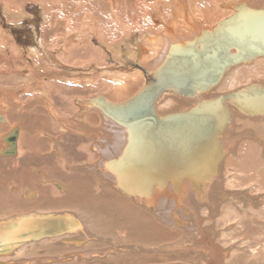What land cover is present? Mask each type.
Here are the masks:
<instances>
[{"label": "bare ground", "instance_id": "obj_1", "mask_svg": "<svg viewBox=\"0 0 264 264\" xmlns=\"http://www.w3.org/2000/svg\"><path fill=\"white\" fill-rule=\"evenodd\" d=\"M109 1L111 2V0H109ZM199 1L202 2L204 4V6H206L205 9H201V11H204V13L207 12V18L212 17L213 15L210 13V8L207 6L209 4L213 6L214 0H199ZM206 1L209 3L208 5H206V3H205ZM242 1H244L245 3H247L248 5H251V6H256V7L264 6V0H242ZM242 1L228 4V7L232 9L231 12H229L228 16H230L234 13V8H233V7H235L234 5H236V4L240 5V4L244 3ZM59 2L61 3L60 0H59ZM59 2H58V4H59ZM55 3H57V2H55ZM82 3H84V2H82ZM144 5H146V4H145V2L142 1L141 2V8ZM198 5L195 6L192 4V2L189 1V8H188L185 0H170L169 4L165 5L163 8L156 7L158 9L152 10V11L149 10V11H151V14L152 13L159 14L158 12H160V11L161 12L166 11L167 14H169L167 21H165V23L162 22L160 24V26L162 28L161 27L160 28H154L155 27L154 24H153L154 27H151V25H148V31L138 32V33H142V35H138L139 40L134 41V43L132 42V40L130 41V39H132L131 38L132 35L129 38L128 37L122 38V41L120 43L119 42H117V43L110 42L109 43L108 41H106L109 44L107 43L108 47L106 46L105 50H107V48H108V50L103 52V53H101V51H99V53L97 55L95 54L93 57H92V48H91L92 46L90 47L87 45L89 40L87 39V41H85V42H84V39L82 41L79 40L78 41L80 44L79 52L77 53L75 58H73V55L68 54L67 58L68 59L73 58L74 60L67 61V63H70L72 65H76L79 67L80 66L83 67V66H88V65L92 64V62H93L97 65L103 66V65L107 64V61L110 58L112 60H114L116 58L115 55L117 53L119 55L117 56L116 61L119 60L118 61L119 65H121L119 67L120 69L114 68V70H116V71H113L111 69L112 67L107 68L108 72L106 74L109 75V78H110L109 81L110 82L108 81L107 83H105V82L100 81V82H98V84L96 86H95L96 79L95 78H87L88 75H89V77H90V75H92V73H90V71L87 72L86 77L81 76L80 78H77V79H79V81L76 80V83H79V85H80L79 87L81 89L78 88V85L74 86V87H72V86L68 87V86H65L66 84L60 85V84H58L59 82L58 83L55 81L53 82V80H55L57 78L55 77V79H53L54 76H52L51 74H50V77H45L44 72L48 71L50 69V67L52 68L53 64L56 63L54 58H61L62 55H64V57H65V54H67V51L65 49H62V48L61 49L58 48V49H56V51L52 50L56 53V56L54 57L55 54L53 55L51 53L52 51L51 52L47 51L49 49V47H45V45H44L46 43L44 40L45 37L43 36L44 32L43 33L41 32L42 36H43V38H41V45L43 47L42 52H39L38 49L35 50V52H34L33 48L30 47V48H27V51H26L27 54L24 53V51L22 50V52L18 55V52H19L18 46L19 45H17L16 42L10 43L8 41L9 35H7L6 32L4 33L2 31H0V36H1L0 37V43H1L0 44V55H3L5 57L3 64L0 65V84L9 86V83H11L10 84L11 86L15 85L16 87H21L20 91L18 92L19 94L21 92V94L24 93L25 97L31 96V100L33 99L32 100L33 102L39 103L38 107L42 106V108H44L48 111L47 114L51 115V118H53L55 125L56 124L61 125L60 130H64V131L70 130L71 134L76 135L74 137L75 139L79 138V137H77V134H79V135L80 134L82 135L83 133H86L87 135L91 134L92 138H90V136L89 135L87 136L86 134H83V136H85L83 138H85V140H87L86 143L89 144V142H90L91 146L94 145V147L98 151H101V153L99 152L100 154L98 156V159L102 160V162L99 163V165L102 169L100 170V173L98 170V173H99L98 177L103 182H100V183H103V184L105 182H106V184L110 183V186H111V182L113 179L111 178V176H109L108 173L107 174L104 173V171H105L104 166H106V164L108 163L109 160H112V159L116 158L117 156H119L120 154H122V151L125 148V146L128 144V141L130 138V135L128 132L129 128H127V126L125 124H122V123L119 124L118 121H116L113 117H111L107 112L103 111L100 107H98V104H100L102 102V99H101L100 94H93L92 83H94V85H93L94 89H95V87L97 89L102 85H109L111 90L113 89L115 92H117V96L119 95V97H121L119 99L114 98V97H116L115 92H114L115 95L112 94L114 96L113 98H111L112 95H110V94H109L110 97L102 94L107 100H109V103H113V104H118V103L124 102L126 100H135L137 98L138 99H144V101H147L148 97H150L151 100L153 101V105H154L157 116H160V115L165 116L168 113H174V112H184V110L189 109L190 106H193L192 104L194 103L193 102L194 100L189 99L188 97L184 96L183 94H179L178 91H176L172 88L173 83H177V82L182 81V84H186L187 82L184 80L183 77H185V78L190 77L188 73L184 72L185 74L183 75L180 68L174 67L177 64H179L180 62H182V58L185 60V62H188L190 59H192L194 57V54L192 53L191 50H187L186 54L182 55V50H180V49L184 48L183 45L186 43L195 42V39L200 36V38L196 42V45H193V46L188 45V47L199 48L200 43H201V44H204V46L202 48V51H203V49H205L206 45H210V43H211V42H209V39H210L209 36H205V35L215 34L217 32H222L221 22L223 20H225V18L228 17V16H226V17L220 19L219 21H218V19H214L212 17L209 22L205 21L204 19H202V14L200 16H197L196 11H198L199 9L196 11L194 10V7H197ZM56 6H57V4H56ZM70 6H72V5H70ZM138 7H140V6L138 5ZM146 8H150V7H146ZM70 9L72 10V8H70ZM45 10H46V8H45ZM201 11H199V13ZM73 12H75V11H73ZM109 12H110V10H109ZM145 12L146 11H144V13ZM46 13L48 14V10H46ZM213 14H215V13H213ZM76 15L78 16L79 13H77ZM111 15H113V14H111ZM145 15L147 16V13ZM154 15L155 14L151 15L152 19H154L153 18ZM48 16H47V18H48ZM71 17H72V15H71ZM198 17H200L203 22L209 23L208 28H202V27L198 26V24L200 23V22L198 23V20H199ZM14 18H16V20L17 19L21 20V18H24V15L17 14L16 16H14ZM47 18L45 19V22H44L46 24L48 23ZM49 18H50V16H49ZM80 18L82 20V17H80ZM66 20H67V18H66ZM52 21H53V19H52ZM105 22H107V21L105 20ZM213 22H215V24H213ZM72 23H73V25L76 24L74 22H72ZM154 23H156V22H154ZM95 26H97V25H95ZM133 26H131V27H133ZM230 26L232 28H234L236 26V24L230 25ZM237 27H239V26L237 25ZM45 28H46V26H45ZM66 29H68V28H66ZM133 29H135V28H133ZM93 31L94 30H92L91 32H93ZM233 31L236 32L237 30H233ZM144 32H146V33H144ZM96 33H97V31H96ZM204 33H206V34H204ZM46 34H47V32H46ZM97 35H98V33H97ZM124 35H126V34H124ZM189 35H191V36H189ZM202 38H203V41H200ZM100 39H102V38H100ZM72 44H73V42H72ZM122 44L126 47H124ZM7 45L10 46V48H7ZM77 45L75 44V46H77ZM173 46H176V47H173ZM124 48H126V49L124 50ZM171 48H172V50H171ZM7 49H9V50L11 49L10 54L8 52L9 50L7 51ZM232 49H234V48H232ZM170 50H171V57H169ZM58 51H60V52H58ZM174 51L176 52L175 54L173 53ZM69 52H71V51H69ZM113 52H114V54H113ZM233 52H235V51L234 50L230 51V53H233ZM7 55H10V56L7 57ZM25 55H28V56L25 57ZM172 56H174V57H172ZM135 57L137 58V63H138L139 69H137V70L135 69V70H131V71L124 70L123 68L127 67V63H129L133 59L135 60L136 59ZM18 58H20V59L22 58V60H23V63L21 62L20 65H17L14 62L15 59L18 60ZM79 58H81V59H79ZM173 59H174V61H173ZM212 60L215 63V66H216L215 70H216L217 63H218L219 59L215 58ZM12 63L14 64V67L17 66L20 70L12 67L13 66V65H11ZM109 63H110V61H109ZM166 63H170V65H166ZM114 64L116 65V63H114ZM79 67L78 68L76 67L75 70L80 71L81 67H80V69H79ZM170 68H171V71L169 70ZM102 70L104 71V69H102ZM215 70L211 73V75H209V78L214 82V85L210 90H206L207 93L203 94L201 98H212V97H216L217 95L232 93V92L237 91L240 88H242L243 86L250 84V83L254 84V85H256V84L264 85V55L258 56L256 58L251 59V60H240L236 64L225 65L224 69H222L218 72H216ZM97 71L101 72V69L98 68ZM119 71H121V72H119ZM48 73H50V71L46 72V74H48ZM169 73L171 74L170 75L171 78L168 79V85L170 88L165 87L164 90L157 91V89L154 88L155 85L152 84L153 81L156 78L159 80L161 78H163V80H164V78L169 77ZM175 73L179 76H176ZM145 74H147V75H145ZM143 77L146 79L147 83L145 84L144 88H139L138 84H140L143 81ZM206 77H208V76H206ZM92 79H95V80H92ZM245 79H247V81L243 82ZM9 81H11V82H9ZM73 81H75V80H73V79L71 80V78H70V80H67L66 83H68L69 85H72V84H74ZM83 81H85L84 83L86 86L84 88L82 86ZM178 85H180V84H178ZM53 87H55V88H53ZM99 89L103 90V88H99ZM9 90L10 89L8 87L0 86V91L8 92ZM64 90H69V92L73 93V96L70 94L71 95L70 97H67L68 94L60 97L61 100H63V101L68 99L71 102V106H69L70 107L69 109L66 108L67 110L61 109V106L65 105L64 104L65 101L60 106H58L55 99L51 96L52 92H54V91L61 92ZM184 90H186V89L184 88ZM80 91L81 92L84 91L86 93L88 92L87 93L88 96L85 97V95H82V93H80ZM14 92H16V91H14ZM144 94L146 96H143ZM10 96H12V99L10 102L5 101L4 99L2 100V98L0 99L1 100V102H0V110H1L0 111V124L5 122L6 120H8V119H6L7 117L5 115H7L8 113L11 112L12 106H13L15 112L16 111L18 112L19 110L22 111V109H23V107H21V104H22L24 98L19 97L17 94L14 95L13 92H12V95H10ZM8 98H11V97H7V99ZM57 98H58V96H57ZM144 101H142V102H144ZM28 102H31V101H28ZM28 102H27V105H28ZM227 106L232 113V119H231V124L229 125V128L226 130V132L224 133V136L222 138L225 156H224V158H223V160L219 166L218 174L214 178L213 182L208 185L206 190H204V196L202 198H199L195 194H193L187 190H184L182 192V194L178 197L175 196V194L173 192H171L174 195V196H172V194H171V196L173 197V198L172 197L171 198L174 199V201L172 199H171L172 200L171 201V200H169L170 196L168 197L166 195L167 192L169 193L171 191V189L169 187V188H167L161 192L155 190L150 199H143L140 201H135V202H138L139 205L138 204H133V205L130 204L131 206H134V209H135L134 212H136L139 215H146L148 217V220L151 222L152 225H157L155 223L156 222L155 216L151 212V211H155L157 213L155 215L160 218V219L158 218V220L160 222H162V224L164 226L168 225V224L173 225L175 228L180 226L181 228L180 229L177 228V229H179L177 232L180 235L183 233L182 235L185 236L188 239V241L191 243V247H193L194 249H196L199 252L198 256H202V257H200L201 259L205 257L204 260L207 261V264H218L219 259H217V258L220 256V253H222L221 250L218 248V246H216V244L214 243L213 239L210 238L211 234H213V235L216 234L215 231L213 232V229L217 228V227H221L220 225H221V223H223L221 221V219H223L224 221L227 220V222H229V221L231 222V220H237V218L241 215L242 212L244 213L245 210L252 209L251 202L253 200L257 201V199L259 200L260 197H262V199L264 198V116H253V117L252 116H243L242 114H240L236 110L235 106H232L229 103H227ZM23 111H24V109H23ZM32 113H35V112H32ZM27 114H25V115H27ZM35 114H33V115L35 116ZM10 118L11 117H9V119ZM24 118L25 117H22L23 122H24ZM59 120L61 121V124L59 123ZM46 123H47V126L48 125L50 126L49 121L45 122V124ZM11 129H12V132H14L15 131L14 130L15 125H14V127L12 125ZM38 130H40V129H38ZM17 131H18V129H17ZM6 133H3L4 135L0 136L2 138V139L0 138L1 141L4 142V145H2L1 149H0L1 155H2V153L6 152L12 146L11 143H7L5 140ZM17 134L18 133L16 132V135ZM51 134H53V133H51ZM63 134L66 136L65 133H63ZM37 135L39 136V138L41 136H43V135H40V133ZM34 138H35V140H38L36 135ZM17 141H18V135L16 137V143H17ZM38 141H35V142H38ZM62 141H63V139H62ZM56 142H57V140H56ZM54 143H55V141H52L49 145V148L46 150H48V151L51 150L54 152L57 151L58 146L56 144V147H55ZM77 144H78V142H77ZM47 145H48V142H47ZM17 146H18V144H17ZM96 149H94V150H96ZM82 150L83 149H81V151ZM43 151H45V150H43ZM66 151L67 150H65V153H66ZM71 151H73L74 153L78 152V148H77V150H71ZM61 152L62 151H60V153ZM41 153H43V152L41 151ZM15 154L16 155L18 154V150H16ZM21 154H24V153L21 152ZM54 162H55V160H54ZM27 164H28V162H27ZM50 164H51V162H50ZM97 164H98V162H96L93 167H95ZM44 165H45V163L43 164V167H44ZM53 165H54V163H53ZM92 165L93 164H91L90 167H92ZM99 165H98V167H99ZM55 166H56V164H55ZM46 168H48V166ZM72 168H73V166H72ZM34 169L33 168L29 169V167L26 168L25 166H23L22 163L21 164L18 163V164L12 165V170L10 173L14 176H18L21 183H23V184L27 183L28 184L29 178H27V179L24 178V174H26V173L27 174H29V173L34 174L36 172V171L34 172ZM69 169H70V167H69ZM84 171H86V170H84ZM98 177H96V178H98ZM3 180H4V178H3ZM8 181L10 183L11 181H13V179L11 180V178H10ZM80 182H81V180H80ZM6 183H7V181H5V184ZM54 183H55V188L58 191V194H60V191L57 188L62 189L63 185L58 183L57 181H54ZM70 183H71V181L69 182V184ZM106 184H104V185H106ZM74 185H76V184H74ZM6 187H8V185ZM70 187H69V189H70ZM66 188H68V187H66ZM79 188H81V187H79ZM167 190H169V191H167ZM114 191H116V189ZM118 192L120 195L121 192L120 191H118ZM29 196L32 198L34 196V193H30ZM224 198H226L225 204L221 205L219 207V211L217 213L216 207L218 206L220 201ZM258 205H259V203H258ZM152 206L153 207L155 206V208H154L155 210H152ZM65 207H67V206H65ZM65 207H61L57 210L54 209L55 211H52V210H50V208H51L50 203H46L45 206L41 209L40 208L39 209L34 208L33 210H29L27 212L21 211L19 213H12V214H10V213L7 214V211H6L7 215L0 216V264H16V263H18L19 260H21L20 262H23L28 257L29 258L33 257L30 255H34V257L44 258V259H41L44 261L49 260L50 255H61V253H63L62 252L63 249H60L59 247H57V245H59L60 243L65 245V246H68V247L70 246V247H72V249L80 251V248L83 250H86V249L88 250V248H82V247H91V249L94 247H97V248L101 247L103 245V243L102 242H96L100 237L102 239L105 238V239H107L106 240L107 242H110L108 240V238H106V236H110L109 235L110 233H113V236H110V237L114 238L115 241H117V240L122 241L123 239H125V237L127 235L125 233L126 231L124 230L125 228H123L121 226H119L120 228L114 227L117 224H123V223H120L121 221L119 222V220H118L117 222L115 221L116 223L114 222V224H115L114 226L112 225L114 227V229H118V230L113 231L112 230L113 227H112V229L108 228V230L107 229L106 230H107V233H109V234L104 233L100 230L101 234L99 236L98 232H96L95 230L93 231V229H92V225L94 224L92 222V220H89L88 218H85V219L81 218V217L87 216L85 211L78 210V209L74 210V208H65ZM256 207H257V205H256ZM56 208H58V207H56ZM141 208H144L145 210L147 209L148 213H146L145 210H142ZM262 208H264V205H262ZM253 211H254V209H253ZM8 212H9V210H8ZM88 212H89V210H88ZM216 213L218 214V218H215ZM257 213H259V212H257ZM246 214L244 213V215L242 214L241 216L245 217ZM56 215H61L62 217H64V219L63 220H56L55 219L54 221L51 220L52 218H55ZM181 215L186 217L185 219L190 218L191 223L189 222L188 224L183 225L182 220L180 218ZM44 217L46 219H49V224L43 220ZM80 219H81V221L83 219V221L87 225V229L82 228V223H81ZM248 219L249 218H247V221H248ZM17 221H25L24 226H27L29 223L31 224L28 227L29 230L26 232V234L21 236L20 234L14 235V234H12V232H10V230L8 228H10V229L15 228ZM239 221H242V220H239ZM247 221H246V223H247ZM201 222H208V223H205V225H201ZM243 222H244V219H243ZM248 222H250V221H248ZM107 224H105V225H107ZM112 224H113V222H112ZM241 225H243V224H241ZM249 225H251V223H249ZM55 226H57V227L62 226L63 230H65V231L60 233V234H57V235L51 234L52 236H48L47 233L49 234V233L53 232ZM123 226H124V224H123ZM137 226L140 227L138 224H137ZM157 226L165 228L164 226H161V225H157ZM141 228H143V227H141ZM175 228H174V230H175ZM253 228H254V226H253ZM130 229L133 230L131 227H130ZM145 229H146V231L148 230L147 228H145ZM92 232L98 237H93L91 234ZM23 236H25V237H23ZM224 236L225 235L220 234L221 238ZM13 237L16 240V242L15 243H12V242L8 243L13 239ZM88 238H89V240H87ZM162 238L163 237H161V239ZM213 238H215V237H213ZM84 239H86V240L83 241ZM90 239L92 240L93 244L90 242L91 241ZM102 239H100V240H102ZM167 239H169V238H167ZM130 240L133 241V244H135V246L128 244V242L127 243L124 242L121 244L112 243L110 246V249H112L113 252L119 251V249H121V247H125V248H122V250L123 249H127V250L129 249V251L135 250L136 248H140V249L146 250V251H155L156 250L154 247H149V248L147 247L146 248L142 245L143 243L146 246L148 245V244H146L147 242L145 243V241H146L145 238H131ZM178 240H180V243L174 242L172 245L171 244H164L161 246L167 247L169 249L170 246L174 247V246L179 244L177 247H179V246L184 247L185 244L183 242H181V239L179 238ZM102 241H104V240H102ZM158 241H159V239H158ZM161 241H163V240H161ZM81 242H85L82 247H81ZM95 243H98V245ZM54 245H56V246H54ZM63 245H61V246H63ZM182 245H184V246H182ZM161 246H159V247H161ZM40 249L47 251L48 253L45 252L46 255H44V256L43 255L40 256V254H35ZM106 249H108V248H106ZM96 252H98V251L94 250V252H91V253H96ZM136 252H138V251H136ZM23 254H26V255H23ZM68 254H64V255L67 256ZM83 254H86V256H87V254L89 255L90 253L88 251H85L84 253H82V254L78 253L77 255L84 256ZM69 255H71V254H69ZM12 256L15 257L17 262L13 260ZM72 256H74V255H72ZM208 258H209V261H208ZM61 259H62V257H59L55 260V262L57 261V262H60L61 264H64V262L71 260L69 258L65 261H64V259L63 260H61ZM111 261L120 263V260L117 258L116 259L114 258L113 260L110 258L109 261H105L103 263L107 262L106 264H109ZM173 263H175V262L171 261L169 263H159V264H173ZM138 264H142V263H138ZM175 264H181V263H175Z\"/></svg>", "mask_w": 264, "mask_h": 264}, {"label": "rangeland", "instance_id": "obj_2", "mask_svg": "<svg viewBox=\"0 0 264 264\" xmlns=\"http://www.w3.org/2000/svg\"><path fill=\"white\" fill-rule=\"evenodd\" d=\"M60 1H61V3L59 2V0H36V1L35 0H23V1L22 0H14V1L13 0H6V1L0 0V31H2L4 33L6 32L7 35H9L8 41L10 43L16 42L17 45H19L18 48L21 51L18 49V51H19L18 55L22 52V50L24 51V49L26 47H28L29 45H30V47L33 48L34 52L37 49L39 52H42L43 47L41 45V38H43V36H44L45 37L44 40L47 43V44L45 43L44 45H45V47H49L48 50L46 49L47 51H49V52H51L52 50L56 51V49H58V48L65 49L67 51V54H65V57H64V55H62L61 58H59V60L61 62L63 61L62 64H60L59 66L62 68L63 67L65 68V67H67L66 64H70V63H67V61L74 60L73 58H75V56L79 52V49H80L79 48L80 44L78 42L79 40L82 41L84 39V42L87 41V39L89 40L88 43L89 44L91 43V44L89 45L87 43V45L90 47L92 46L91 48H92V57H93L95 54L97 55L99 53V51H101V53L107 51L108 48H107V50H105V49H106V46L110 42H115V43L119 42L120 43L122 41V38H125V37L129 38L131 35H132L131 36L132 39H130V41L132 40L133 43L136 40L138 41L139 40L138 35H142V33H138V32L148 31V25H151V27L155 26L154 28H160L161 27L160 24L162 22L165 23V21H167V18L169 17L168 16L169 14H167L166 11L165 12L160 11V12H158L159 14L152 13V14H155L153 16L154 19H152L151 11L156 10L158 8H163L165 5L169 4L170 0H123V1L122 0H115V1L111 0V2L109 0H60ZM142 1L145 2L146 5L142 6V8H141V2ZM189 1L192 2V4L195 6L199 4L197 7H194L195 11L199 9L198 11H196L197 16H200L202 14V19L209 22L212 17L214 19H218V21H219L220 19L228 16L229 12H231V10H232L231 8L228 7V4L240 2L242 0H214L213 6L210 5L206 1L205 2L206 5L209 4L207 7L210 8V13L213 15L212 17H208V18H207V12L204 13V11H201V9H205V7H206V6H204V4L202 2H200L199 0H185L188 8H189ZM55 2H57V3H55ZM58 2H59V4H58ZM82 2H84V3H82ZM242 2H244V1H242ZM56 4H57V6H56ZM70 5H72V6H70ZM138 5L140 7H138ZM146 7H150V8H146ZM156 7H158V8H156ZM45 8H46V10H48V14L46 13ZM70 8H72V10ZM109 10H110V12H109ZM149 10H151V11H149ZM73 11H75V12H73ZM144 11H146V12L144 13ZM199 11H201L202 13L201 12L199 13ZM77 13H79L78 16L76 15ZM110 13L113 15H111ZM146 13H147V16L145 15ZM213 13H215V14H213ZM17 14L24 15V18H21V20L17 19L18 20L17 21L16 18H14V16H16ZM48 15L50 16V18ZM71 15L73 18L71 17ZM47 16H48V18H47ZM80 17H82V20ZM46 18L48 20L47 24L44 23ZM66 18H67V20H66ZM52 19H53V21H52ZM198 19H199L198 23L200 22L198 24V26H200L202 28H208L209 23L203 22L200 17H198ZM105 20L107 22H105ZM72 22H74L76 24L73 25ZM154 22H156V23H154ZM13 23H15V25H18L17 30H20L19 25L27 26V27H25L26 32L18 33L19 34V38H18L19 42L17 41V39L15 37L11 36V34L9 33L10 32L9 30L15 28V26H13ZM153 24H154V26H153ZM213 24H215V22H213ZM95 25H97V26H95ZM45 26H46V28H45ZM131 26H133V27H131ZM65 27L68 29H66ZM133 28H135V29H133ZM92 30H94V31L91 32ZM96 31H97L98 35H97ZM41 32L42 33L44 32L43 36H42ZM46 32H47V34H46ZM144 33H146V32H144ZM15 34H17V32L13 33V35H15ZM124 34H126V35H124ZM189 36H191V35H189ZM100 38H102V39H100ZM106 41H108L109 43ZM72 42H73V44H72ZM75 44L76 45L78 44V45L75 46ZM30 47H28V48H30ZM124 47H126V46H124ZM7 48H10V46L7 45ZM67 49L71 52H69ZM125 49L126 48H124V50ZM8 50L9 49H7V51ZM54 51H52L51 53L53 55L55 54L54 55V57H55L56 53ZM8 52L10 54L11 49ZM58 52H60V51H58ZM26 54H27V52H26ZM68 54L73 55V58L68 59L67 58ZM113 54H114V52H113ZM118 55L119 54L116 53L115 57L117 58ZM8 56H10V55H7V57ZM27 56L28 55H26V57ZM116 58L114 60H112L110 58L111 60L109 59L107 61V64L103 65V66L97 65L93 62H92V64H90L88 66H83V67L80 66L81 69L79 66H76V65L75 66L77 68L79 67L80 73H81L80 76L86 77L87 72L90 71V73H92V75H90V77L88 75L87 78H95L96 79L95 86H96L98 84V82H100V81L105 82V83H107L109 81V79H110L109 75L106 74L108 72L107 68L112 67L111 69L113 71H116V70H114V68L120 69L119 67L121 65H119V62H118L119 60L116 61ZM4 59H5V57L3 55H0V65L3 64ZM79 59H81V58H79ZM54 60L56 62V58H54ZM109 61H110V63H109ZM14 62L17 65H20L21 62L23 63V60H22V58L21 59L18 58V60L15 59ZM64 63H65V65H63ZM114 63H116V65ZM11 65H13L12 67H14L13 63ZM127 67H124L123 69L128 70V71L135 70V69L137 70L138 69L137 58L135 60L133 59L132 61L127 63ZM14 68H17L18 70H20L17 66H15ZM98 68L101 69V72L97 71ZM102 69H104V71ZM66 71H68V69L65 70V73H63V75L59 74V75H62V76H60L61 78L58 76H55L57 78V79H55V77H53V79H55V80H53V82L54 81L57 83L59 82L58 84H60V85L66 84L65 86L70 87V85L68 83H66L67 80H70V76L66 73ZM119 72H121V71H119ZM45 77H50V76L47 75ZM95 79H92V80H95ZM245 81H247V79H245L243 82H245ZM9 82H11V81H9ZM84 82L85 81L82 82L83 88L86 87ZM93 85H94V83H92L93 94H100V95L104 94V95H107L109 97L112 94L115 95L114 94L115 91L113 89L111 90L109 85H102L99 87V88H103V90L99 89V88L96 89V87L94 89ZM68 93H69V90H64L61 92H57V91L52 92V94H56L58 96V98H60L63 95H67ZM80 93H82V95H85V97L88 96V94H87L88 92L86 93L84 91L83 92L80 91ZM115 93H116V95H115L116 97H114L112 95L111 98H113V97L117 98V99L121 98V97H119V95L117 96V92H115ZM57 96H56V100H58ZM23 98L26 102L31 101V102H28V104L31 107V109H33L32 112H35L36 114L32 113V115H30V116H29V114H27L25 116L23 114L22 115L18 114L16 111L15 112L16 117H15V115L13 117L7 115L6 119H8V120L5 119L6 121L0 124V136L4 135L3 133H6L8 131L11 132L12 131V129H11L12 125H13V127L15 125V128L18 129V131H17L18 132V134H17L18 135V141L16 143V150H18V154L15 156H8V155H1L0 154V183H1L0 184V216L7 215L9 213L10 214L19 213L21 211L27 212L29 210H33L34 208H37V209L40 208L41 209L45 206L46 203H50V206H51L50 210H52V211H55L54 209L57 210L61 207H65V206H67L65 208H74V210L78 209V210L85 211L88 217L87 216L86 217L80 216V217L84 218V219L88 218L89 220H92V222L94 223L92 225V229H93V231L95 230L96 232H98L99 236L101 234L100 230L104 233H107L108 228L112 229V227L115 225L114 222L115 221L117 222L118 220H119V222L121 221L120 223H123L124 226H123V224H117L114 227L120 228L119 226H121V227L125 228L124 230L126 231L125 233L127 235L125 234L126 237L122 241H119V240L115 241L114 238L110 237V236H113V233H110V234L107 233L110 236H106V238H108V240L110 242H107L106 241L107 239H105V238L102 239L100 237L96 242H102L103 245L101 247H98V248L94 247L92 249H91V247H82L85 242H81V247L82 248H88V250L87 249L83 250L79 247L80 251L72 249V247H70V246L68 247V246H65V245L60 243L63 246H61L59 244L60 246L57 245V247H59L60 249H63V251H62L63 253H61V255H50L49 260H45V261L41 260L44 258L34 257V255H30L33 257H30V258L26 257L27 258L26 260H24V261L22 260L23 262H20L21 260H19L18 263H16V264H61L60 262H57V261L55 262V260L59 257H62L61 260L64 259V261L67 260L68 258L71 259L70 261L64 262V264H73V263L74 264H97L98 262H99L98 264H106L107 262L106 263H103V262L109 261L110 258L112 260L114 258L115 259L117 258L120 260V263L111 261L109 264H138V263L159 264V263H169L171 261L175 262V263H181V264L182 263L183 264H207V261L204 260L205 257L203 256L204 258L201 259L200 257H202V256H198L199 252L196 249H194L193 247H191V243L188 241V239L185 236L182 235L183 233L180 235L177 232L181 228L180 226L177 227L179 229H177L173 225H169V224L164 226L162 224V222H160L158 220L159 217H157L155 215V214H157L155 211H151L152 214L155 216V220H156L155 223L157 225L164 226L165 228L159 227L157 225H152L151 222L148 220V217L146 215H139L136 212H134L135 211L134 206H131L130 204H132V205L138 204V202H135L136 200L128 199V197H126L122 193H121L122 195L121 194L119 195V192L117 190L114 191L115 189L112 186H110V183L106 184L105 181H104L105 182L104 184H106V185H104L103 183H100V182H103L98 177L100 170L102 169L99 165V163L102 162V160L98 159V156L101 153V151H98L94 147L93 144H92L93 146H91L90 142H89V144L86 143L87 140H85V138H83V137H85V136H83V134H86V133H83L82 135L77 134V137H79V138L75 139L74 137L76 135L71 134L70 130H65V131L60 130L61 125H59V124H56L57 126L55 125L53 118H51L50 114L49 115L47 114L48 111L46 109H44L45 112L39 113V110H43V108H42V106L38 107L39 103L33 102L32 101L33 99L31 100V96H28V97L24 96ZM22 104H21V107H22ZM61 109L62 110L66 109V106L65 105L61 106ZM33 114H35V116ZM9 117H11V118L9 119ZM22 117H25L24 122L22 121ZM47 121H49L50 126L49 125L47 126V123L45 124V122H47ZM59 123L61 124L60 120H59ZM37 128L40 130H38ZM39 133H40V135H43L40 138L37 135ZM51 133H53V134H51ZM63 133H65L66 136ZM35 135L38 138V140L40 139L39 141L35 140V138H34ZM89 136H90V138H92L91 134ZM1 139H0V149H1V146L4 145V142L1 141ZM62 139H63V141H62ZM51 140L55 141V143H54L55 147H56V144L58 146L57 151H55V152L51 151V150L50 151L46 150L49 148V145L52 142ZM56 140H57V142H56ZM35 141H38L39 143L35 142ZM46 141L48 142V145H47ZM77 142H78V144H77ZM17 144H18V146H17ZM77 148H78V152L74 153L73 151H71V150H77ZM81 149H83V150L81 151ZM94 149H96V150H94ZM43 150H45V151H43ZM65 150H67L68 152L66 151V153H65ZM41 151L43 153H41ZM60 151H62V152L60 153ZM21 152L24 154H21ZM0 153H1V150H0ZM54 160H55V162H54ZM27 162H28V164H27ZM50 162H51V164H50ZM96 162H98V164L95 167H93ZM18 163H20V164L22 163L23 166H25L26 168L29 167V169L35 168L34 172L35 171L36 172L34 174H30V173L24 174V178H26V179L29 178L28 184L27 183H24V184L21 183L18 176H14L10 173L12 170V165H15ZM42 163L43 164L45 163L44 167H43ZM53 163H54V165H53ZM55 164H56V166H55ZM91 164H93L92 167H90ZM98 165H99V167H98ZM47 166H48V168H46ZM72 166H73V168H72ZM69 167H70V169H69ZM84 170H86V171H84ZM98 170H99V173H98ZM96 177H98V178H96ZM3 178H4V180H3ZM10 178H11V180L13 179V181H11L9 183L8 180ZM80 180H81V182H80ZM5 181H7L6 184H5ZM54 181H57L58 183L63 185L62 189L57 188L60 191V194H58V191L55 188ZM70 181H71V183L69 184ZM29 182L30 183L32 182V183L30 184ZM74 184H76V185H74ZM7 185H8V187H6ZM66 187H68V188H66ZM69 187L71 190L69 189ZM79 187H81V188H79ZM30 193H34V196L32 198L29 196ZM171 194L172 193L166 194L168 197L170 196L169 200H171L173 198L172 196H174L173 194L171 196ZM260 198H259V200L257 199V201L253 200L251 202L252 209H250V210L247 209L244 211L245 214L247 213L246 214L247 216L245 215L246 218L244 216H241L242 214L244 215V213L242 212L241 215L239 216L240 218L238 217L237 220H231V222L230 221L227 222V220L224 221L223 219H221V221L223 222L220 225L221 227H217V228L213 229V232L215 231L216 234H214V235L211 234V237L210 236L209 237L213 239L216 246H218V248L222 252V253H220V256L217 258V259H219L218 264H264V208H262V205H264V198L263 199H262V197H260ZM172 200L174 201V199H172ZM225 201H226V198H224L220 201V203L216 207L217 213L219 211V207L221 205H224ZM258 203H259V205H258ZM256 205H257V207H256ZM56 207H58V208H56ZM154 208H155V206L154 207L152 206V210H155ZM141 209L145 210L144 208H141ZM253 209H254V211H253ZM8 210H9V212H8ZM88 210H89V212H88ZM6 211H7V214H6ZM145 212L148 213L147 209L145 210ZM257 212H259L260 214ZM217 213H216L215 218H218ZM180 218L182 220L183 225H186L189 222L191 223L190 218L185 219L186 217H184L182 215ZM247 218L250 219V220L248 219V221H250V222L247 221ZM243 219H244V222H243ZM239 220H242V221H239ZM245 220L247 221V223ZM80 221H81V219H80ZM111 221L113 222V224ZM81 223H82V228L87 229V225L85 224L83 219H82ZM136 223L140 227H138ZM205 223H208V222H201V225H205ZM249 223H251V225H249ZM105 224H107V225H105ZM241 224H243V225H241ZM253 226H254V228H253ZM114 227L112 229L113 231L118 230V229H114ZM130 227L133 230H131ZM141 227H143V228H141ZM145 228H147L149 231L148 230L146 231ZM174 228L176 231L174 230ZM91 234L93 237H98L93 232ZM220 234H223L225 236L221 238ZM161 237H163V238L161 239ZM213 237H215V238H213ZM129 238L130 239L131 238H145V240H146L145 243L147 242L146 244H148V245L146 246V245H144V243L142 245L146 248L147 247L148 248L154 247L156 249L155 250L156 252L155 251H146V250H142L140 248H136L135 250H131V251H129V249L128 250L127 249L122 250V248H125V247H121V249H119V251H117V252H113L112 249H110V246L112 243L121 244L124 242H126V243L128 242V244L135 246V244H133V241H131ZM167 238H169V239H167ZM179 238L181 239V242H183L185 244V246L182 245L184 247H181V246L177 247L179 244L174 246V247L170 246L169 249L167 247L161 246L164 244H171L172 245L174 242L180 243V240H178ZM100 239H102L104 241H102ZM158 239H159V241H158ZM160 239L163 241H161ZM85 240L86 239H84L83 241H85ZM87 240H89V238ZM90 242L93 244L92 240ZM95 244L98 245V243H95ZM54 246H56V245H54ZM159 246H161V247H159ZM106 248H108V249H106ZM94 250H96L98 252L91 253V252H94ZM85 251H88L91 255L90 254L89 255L87 254V256H86V254H83L84 256L77 255L78 253L82 254ZM136 251H138V252H136ZM45 252L48 253L47 251L40 249L35 254H40V256H42V255L44 256V255H46ZM68 253L71 255H69ZM64 254H68L67 255L68 257L65 256ZM23 255H26V254H23ZM72 255H74V256H72ZM13 260L16 261L15 257H13ZM208 261H209V258H208Z\"/></svg>", "mask_w": 264, "mask_h": 264}, {"label": "water", "instance_id": "obj_3", "mask_svg": "<svg viewBox=\"0 0 264 264\" xmlns=\"http://www.w3.org/2000/svg\"><path fill=\"white\" fill-rule=\"evenodd\" d=\"M234 6V13L221 22L222 32L205 35L211 43L203 51L204 44L201 43L199 48L188 47L196 45L200 36L180 49L182 55L191 50L194 57L188 62L182 58V62L174 67L190 77H183L186 84L180 81L173 83L172 88L194 100L189 109L157 116L150 97L147 101L137 98L113 104L101 95L102 102L98 107L129 128L130 138L122 154L104 166V173L111 176V186L116 190L136 201L150 199L155 190L161 192L169 187L177 197L187 190L202 198L225 156L222 138L232 119L227 103L235 106L243 116H264V85L250 83L232 93L201 98L214 85L209 78L216 67L212 59H219L215 70L218 72L225 65L264 55V6H251L245 2ZM235 24L234 28L230 26ZM232 50L235 52L230 53ZM170 75L164 80L156 78L152 83L154 88L157 91L170 88ZM14 130L6 133L5 140L12 146L2 155H16L17 128ZM55 219L63 220L64 217L56 215L51 220ZM43 220L49 224V219L44 217ZM24 223L17 221L15 228L8 229L12 234L22 236L31 225L24 226ZM64 231L62 226H55L47 235ZM11 242H16L14 237L8 243Z\"/></svg>", "mask_w": 264, "mask_h": 264}, {"label": "crops", "instance_id": "obj_4", "mask_svg": "<svg viewBox=\"0 0 264 264\" xmlns=\"http://www.w3.org/2000/svg\"><path fill=\"white\" fill-rule=\"evenodd\" d=\"M12 23V22H11ZM13 26H15V28H13V29H11V30H9L10 32V34H11V36H13V37H15L16 39H17V41L19 42V34L18 33H23V32H26V28L25 27H27V26H23V25H19V27H20V30H17V27H18V25H15V23H13ZM14 32H17V34H15V35H13V33ZM28 47H30V45L28 46ZM28 47H26L25 49H24V53H26V51H27V48ZM25 57H26V55H25ZM59 58H56V63L55 64H53V66H52V68L50 67V69L48 70V71H46V72H49L50 71V73H48V74H46V72H44L45 73V76H50V74L52 75V76H58V77H60V76H62L63 75V73H65V70L66 69H68V71H66V73L70 76V78L71 79H73V80H75V81H73L74 82V84H72V85H70V86H72V87H74V86H77L78 85V88H80L79 86V83H76V80L77 81H79V79H77V78H80L81 76V73H80V71L78 72L77 70H75V65H72V64H66L67 65V67H60L59 65L60 64H62V62L60 61V60H58ZM63 65H65V64H63ZM70 65V66H69ZM56 69V70H55ZM72 69V70H71ZM138 69H139V67H138ZM62 70V71H61ZM71 70V71H70ZM53 74H52V73ZM72 73V74H71ZM58 74V75H57ZM59 74H62V75H59ZM145 75H147V74H145ZM147 83V81H146V79L143 77V81L140 83V84H138V87L139 88H144L145 87V84ZM11 83H9V86L8 85H2V84H0V86H2V87H8L10 90L8 91V92H3V91H0V99L2 98V100L4 99L5 101H7V102H10L11 101V99H12V96H10V95H12V92H13V94L14 95H18L19 97H24L25 95H24V93H22L21 94V92H20V94L18 93L19 91H20V88L21 87H16L15 85H10ZM143 85V86H142ZM142 86V87H141ZM12 87V88H11ZM54 88V87H53ZM138 88V89H139ZM81 89V88H80ZM137 89V90H138ZM14 91H16V92H14ZM11 92V93H10ZM135 93V92H134ZM73 96V93L72 92H69L68 93V96L67 97H70L71 95ZM54 99H55V101H56V103H57V105L58 106H60L62 103H64V101H65V105H66V108H70L69 106H71V102L67 99V100H61V98H58V100H56V94H52L51 95ZM7 97H11V98H8L7 99ZM0 102H1V100H0ZM3 102V101H2ZM24 102V103H23ZM22 103V107H23V109H24V111H23V109H22V111L21 110H19L20 112H17L18 114H22L23 113V115H25V114H31L32 115V109H31V107L29 106V104L27 105V102L24 100ZM65 110H67V109H65ZM31 111V112H30ZM22 112V113H21ZM26 112V113H25ZM39 112L40 113H43V112H45L44 111V108H43V110H39ZM25 113V114H24ZM11 117H13L16 113H15V111H14V108H13V106H12V109H11V112L10 113H8ZM7 114V115H8ZM17 114V115H18ZM7 115H5V116H7ZM8 115V116H9ZM26 116V115H25ZM15 117H16V115H15ZM6 118V117H5ZM5 149V148H4ZM115 189V188H114ZM167 191H169V190H167ZM191 192V191H190ZM122 193V192H121ZM169 193H171V191L169 192ZM191 193H193V192H191ZM122 194H124V193H122ZM125 195V194H124ZM126 197H128L129 199H132V200H134L133 198H131V197H129V196H127V195H125Z\"/></svg>", "mask_w": 264, "mask_h": 264}]
</instances>
